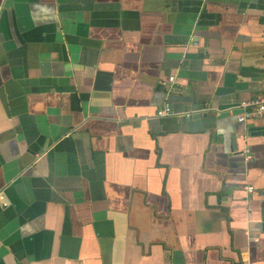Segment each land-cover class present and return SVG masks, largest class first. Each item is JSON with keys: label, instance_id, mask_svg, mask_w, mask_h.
Wrapping results in <instances>:
<instances>
[{"label": "crops", "instance_id": "0c3cea01", "mask_svg": "<svg viewBox=\"0 0 264 264\" xmlns=\"http://www.w3.org/2000/svg\"><path fill=\"white\" fill-rule=\"evenodd\" d=\"M263 97L264 0H0V264H264Z\"/></svg>", "mask_w": 264, "mask_h": 264}, {"label": "built area", "instance_id": "2783aa9c", "mask_svg": "<svg viewBox=\"0 0 264 264\" xmlns=\"http://www.w3.org/2000/svg\"><path fill=\"white\" fill-rule=\"evenodd\" d=\"M194 45L196 43L192 42ZM175 82V77L170 76L167 78L165 82H163V85H172ZM238 108L241 109V113L236 116V122L239 124L245 123L246 121L259 118L264 116V97L263 98H255L250 101H244L239 104ZM167 116H180L184 118H190L191 113H176L173 111V109L170 107L169 104H164L162 107H160L156 112V117H167ZM248 152V150H246ZM253 189L251 187H247V191L251 192ZM0 203L3 207L7 205V200L5 197H3L0 194Z\"/></svg>", "mask_w": 264, "mask_h": 264}]
</instances>
